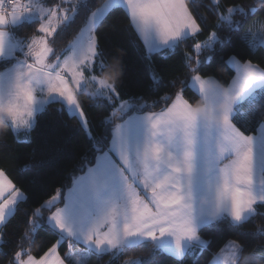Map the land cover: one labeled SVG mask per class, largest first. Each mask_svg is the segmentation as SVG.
<instances>
[{
    "label": "snow or ice",
    "instance_id": "obj_1",
    "mask_svg": "<svg viewBox=\"0 0 264 264\" xmlns=\"http://www.w3.org/2000/svg\"><path fill=\"white\" fill-rule=\"evenodd\" d=\"M63 3L71 7L64 8ZM190 3L105 0L96 6L88 0H62L49 7L45 0H0V124L17 136H28L36 127L37 114L58 103L62 112L80 121L92 145L91 159L85 158L77 168L80 174L74 172L61 194L34 210L35 222L25 233L32 243L47 225L59 237L56 244L40 258L27 249L17 251L10 264H73L72 256L66 260L59 255L65 243L84 247L75 264H89L93 255L120 256L136 248L149 249L153 256L167 254L183 264L186 257L198 260L210 251L205 231L223 226L239 231L261 214L264 68L229 54L227 63L235 76L223 87L202 74L205 61L200 56L231 43L233 33L239 36L247 20L264 11V0H258L259 7L232 4L223 11L221 0H212L219 31L229 35L222 39L214 31L208 40L193 44L195 56L186 58L189 76L173 96L163 98L166 106L159 112L151 111L143 96L121 95L114 79L123 70L121 57L100 44L99 29L115 11L123 10L151 67L155 54L179 49L202 31ZM80 10L87 15L79 38L63 55L56 54L49 37L60 25L73 22ZM37 24V35H20L25 26ZM258 31L264 32V24ZM239 38L249 50L264 46V37L257 40L252 29ZM152 80L161 82L154 71ZM186 91L197 100L186 98ZM85 94L109 106L98 131L81 104ZM245 105L252 107L258 134H246L248 128L242 131L237 126ZM25 199L0 169V226H7ZM41 209L51 215L45 217ZM244 253L243 244L227 241L220 259L214 255V260L216 264L264 260L255 255L245 258Z\"/></svg>",
    "mask_w": 264,
    "mask_h": 264
},
{
    "label": "trees",
    "instance_id": "obj_2",
    "mask_svg": "<svg viewBox=\"0 0 264 264\" xmlns=\"http://www.w3.org/2000/svg\"><path fill=\"white\" fill-rule=\"evenodd\" d=\"M88 2L100 6L105 0H88ZM45 3L50 7L60 4L58 0H48ZM232 4H255L259 7L258 0H221L220 11L224 10V6ZM190 7L202 31L190 37L179 49L155 54L151 67L144 59L143 44L130 29L123 10L115 11L107 18L103 27L99 29V41L101 46L121 57L123 70L114 79L122 96L125 98L143 96L151 111H161L166 106L163 98L173 96L180 89L181 82L189 76L186 58L188 54L195 56L193 44L208 40L214 31L218 32L222 39L229 35L227 30L219 31V18L212 9L211 0H191ZM86 15L85 11L80 10L73 22L67 27L60 25L56 34L49 37L56 54L63 55L75 41L83 28ZM257 24H264V11L249 18L239 36L233 33L231 43H226L223 48L217 45L215 52H203L200 59L205 61L202 73L205 78L212 76L222 86H229L235 75L234 70L227 63L229 54L236 55L243 62L251 61L264 68V46L249 50L246 43L239 38L249 29L253 32L257 28L253 26ZM38 27V24L25 26L20 35L27 37L37 35ZM261 37H264V32L260 34L259 39ZM208 57H212L210 62H207ZM153 71L158 74L161 82H153ZM185 95L190 101L197 100L191 91H186ZM80 101L92 128L100 130L101 122L109 115V106L103 101L90 100L87 94L80 97ZM61 108V104L54 103L49 105L45 112L38 113L36 127L28 141L19 140L15 133L0 124V169L4 170L8 178L26 197L25 201L18 205L19 210L9 217L7 226L0 228V264H10L15 253L22 249H27L30 255L40 258L56 244L59 237L54 235L47 225L38 230L34 242L29 243L25 239V233L31 232V223L36 219L33 215L34 210L40 208L51 197L61 194L69 184V177L74 172L80 174L77 171L80 162L92 157V145L80 121L62 112ZM119 122L118 118L117 123ZM250 125L253 126L249 127ZM237 126L241 127L242 131L248 128L246 134L257 133L252 107L245 105L241 109L237 117ZM41 161L45 162L43 166H37ZM41 211L45 217L51 215L43 209ZM259 211L261 214L239 231L227 226H223L221 230L205 231V238L211 241L210 251H205L198 260L186 257L183 264H209L227 241L243 244L245 258L252 255L264 257L262 251L264 250V208H260ZM77 248L84 247L80 245L70 248L67 243L62 244L59 247L60 256L67 260L71 256V251ZM138 259H151L152 264H178L176 259L167 254L156 252L153 256L150 250L145 248L129 249L120 256L93 255L89 264H124L127 260ZM241 264L244 262L242 261ZM261 264H264V260Z\"/></svg>",
    "mask_w": 264,
    "mask_h": 264
},
{
    "label": "rangeland",
    "instance_id": "obj_3",
    "mask_svg": "<svg viewBox=\"0 0 264 264\" xmlns=\"http://www.w3.org/2000/svg\"><path fill=\"white\" fill-rule=\"evenodd\" d=\"M211 1H212V0H211ZM49 7H50V6H49ZM70 7H71V6H70ZM259 25H260V24H257V25H256V26H257V29H258ZM79 36H80V34L77 36V38L75 39V41L79 38ZM75 41H74L73 43H75ZM73 43H72V44H73ZM72 44H71V45H72ZM89 91H91V89H89ZM15 135H16V134H15ZM16 138H18L19 140L28 141L29 138H30V135H28V136H25V135L17 136V135H16ZM80 252H82V251H80V250H75V251L71 254V256L73 257V262H75V260L78 259V255H77V254L80 253ZM218 259H220L219 254L216 255V260H218ZM216 260H214V258H213V260H212L213 264H216ZM132 261H134V260H127L124 264H131Z\"/></svg>",
    "mask_w": 264,
    "mask_h": 264
},
{
    "label": "crops",
    "instance_id": "obj_4",
    "mask_svg": "<svg viewBox=\"0 0 264 264\" xmlns=\"http://www.w3.org/2000/svg\"><path fill=\"white\" fill-rule=\"evenodd\" d=\"M253 33L255 34V37H256V39L258 40L259 39V37H260V34H262L263 32H261V31H258V29L257 28H255L254 30H253ZM253 64V63H252ZM253 65H255V64H253ZM229 66H230V64H229ZM231 67V66H230ZM232 68V67H231ZM233 70H234V68H232ZM234 72H235V70H234ZM235 76V75H234ZM234 78V77H233ZM224 87V86H223ZM228 87V86H227ZM256 134H258V133H256ZM0 228H1V226H0ZM75 250H80V251H84V248H77V249H75ZM75 250H73V251H71V254L75 251ZM59 255H60V253H59ZM135 261V260H134Z\"/></svg>",
    "mask_w": 264,
    "mask_h": 264
},
{
    "label": "built area",
    "instance_id": "obj_5",
    "mask_svg": "<svg viewBox=\"0 0 264 264\" xmlns=\"http://www.w3.org/2000/svg\"><path fill=\"white\" fill-rule=\"evenodd\" d=\"M48 0H45V2H47ZM59 1V3L61 4L62 3V0H58ZM70 4L69 3H63L62 4V7H64V8H70Z\"/></svg>",
    "mask_w": 264,
    "mask_h": 264
}]
</instances>
